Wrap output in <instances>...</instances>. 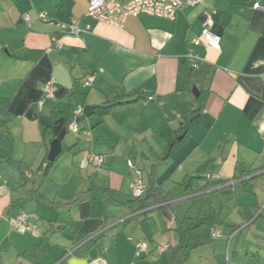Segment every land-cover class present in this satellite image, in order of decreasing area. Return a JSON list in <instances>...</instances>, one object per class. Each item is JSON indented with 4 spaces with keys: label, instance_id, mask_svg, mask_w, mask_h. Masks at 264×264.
Segmentation results:
<instances>
[{
    "label": "crops",
    "instance_id": "0c3cea01",
    "mask_svg": "<svg viewBox=\"0 0 264 264\" xmlns=\"http://www.w3.org/2000/svg\"><path fill=\"white\" fill-rule=\"evenodd\" d=\"M180 2L174 21L84 19L93 30L75 37L59 24L83 17L89 0H0V264H264V12L252 2ZM208 17L220 51L192 43ZM50 80L56 94L40 106ZM120 97L141 99L96 113ZM86 106L93 112L77 136L67 131L45 174L55 138L43 128L78 121ZM128 160L143 172V197L158 189L149 203L172 200L137 211ZM20 213L41 233L13 229ZM138 243L147 246L139 255ZM161 244L170 245L163 255Z\"/></svg>",
    "mask_w": 264,
    "mask_h": 264
},
{
    "label": "built area",
    "instance_id": "2783aa9c",
    "mask_svg": "<svg viewBox=\"0 0 264 264\" xmlns=\"http://www.w3.org/2000/svg\"><path fill=\"white\" fill-rule=\"evenodd\" d=\"M194 3H196V0H189V4ZM181 7L182 3L180 0H130L124 3L118 0H89L88 8L84 16L74 19L69 23L59 24V33L61 35H70L75 37L89 34L93 30V26L89 22L84 23V19H90L97 23H104L118 28L124 27L128 17H137L143 14L174 21ZM253 9L264 12V0H257L253 5ZM38 19L46 23H53L51 18L44 12L38 13ZM23 20L28 26H31V19L28 15H25ZM211 24L212 19L208 17L204 22L200 35L194 37L192 43L200 45L204 42L208 48L220 51L222 48V39L221 36L210 30ZM51 40L52 47L62 49V44L60 43L58 36H52ZM196 65L197 64H194L193 67H196ZM95 79L96 74L90 75L87 78L85 85L90 86ZM262 80L264 81V75H262ZM55 84L56 82L54 80H50L44 84L42 99L39 103L40 106H42L46 100L54 98L57 91ZM153 100H155V97L153 96L148 98L149 102ZM81 115H83V108L74 112L75 117H79ZM69 129L74 133L79 132L78 122L76 119L70 123ZM87 161L91 162L93 166L98 169L105 163V156L91 153L88 155ZM128 166L133 170L135 175V179L130 185L131 195L134 199H139L144 196L147 191V186L143 180V172L131 160H128ZM30 218L31 215L27 213H20L15 217H11L9 219V223L13 229L22 234L27 232L41 233L39 227L30 222ZM213 236H219L218 232L213 231ZM169 247L170 245L168 244H161L158 247L159 254L163 255ZM136 248L138 255L147 250L145 243H138ZM228 264L233 263L228 262Z\"/></svg>",
    "mask_w": 264,
    "mask_h": 264
},
{
    "label": "trees",
    "instance_id": "16d2710c",
    "mask_svg": "<svg viewBox=\"0 0 264 264\" xmlns=\"http://www.w3.org/2000/svg\"><path fill=\"white\" fill-rule=\"evenodd\" d=\"M232 4L234 3H247V2H252V7L254 5V3L257 1V0H230ZM123 98H115L114 100L112 101H109V102H105L103 105L101 106H98L96 108V113H98L100 116H103L109 112H111V110L119 105H123V104H129L131 102H134L136 101L137 99H141V98H137L135 100H129V101H124L122 100ZM198 116V111H195L193 114H191L187 119L186 121L184 122V126L182 128V130L186 131L187 129V126L192 123ZM83 116L81 115L79 118H78V123H79V120L82 118ZM72 122V121H71ZM68 120L66 119H60L58 121H56L55 123H53L50 127H45L43 128L42 130V133L43 135H45L46 131H48L49 129L52 131L53 133V136L54 138H57L60 133L62 132L63 129H66L67 131H70L69 129V125L70 123ZM80 131V130H79ZM65 148H63V151H64ZM169 154V150L167 152H165V154H163L162 156H160V158L162 159H166L167 156ZM45 166H42V168L44 169V173L47 174L48 173V170L50 169V167L53 165L54 162H49L48 159L45 160ZM202 170V168L199 170V174H197V176H192L186 183H185V187H187V189H192L193 187V182L195 181H199L200 179L203 178V176H201L200 174V171ZM241 176L239 177H236L237 179L240 178ZM243 188L246 189L247 186H248V183L247 181H244L243 183ZM248 189V188H247ZM246 189V190H247ZM148 190V189H147ZM158 189L157 188H153L151 187V191H149V194H147L145 197H141L139 199H134L135 201L139 202V208L137 209V211H142V210H146L150 207H156V206H159V208H161L160 206H163V204L167 203V202H170L172 199L171 197L169 196H160L157 198V200H154V202L152 201L151 203L148 202V200L152 197H156L155 195L151 194L152 192H156ZM147 192V191H146ZM193 190H190V192L188 193H192ZM145 195V194H144ZM203 222H201V224L199 225H202ZM97 239V236L95 238L92 239L91 242L95 241Z\"/></svg>",
    "mask_w": 264,
    "mask_h": 264
},
{
    "label": "water",
    "instance_id": "95a60500",
    "mask_svg": "<svg viewBox=\"0 0 264 264\" xmlns=\"http://www.w3.org/2000/svg\"><path fill=\"white\" fill-rule=\"evenodd\" d=\"M93 110H94L93 106H86L83 110V114L86 117H89L93 112ZM66 134H67V130L63 129L60 135L50 143V152L47 158L49 162H55L58 156L62 153L63 150L62 141L66 136ZM183 137L184 136H181L180 138H178V140L179 141L182 140Z\"/></svg>",
    "mask_w": 264,
    "mask_h": 264
},
{
    "label": "rangeland",
    "instance_id": "374dc122",
    "mask_svg": "<svg viewBox=\"0 0 264 264\" xmlns=\"http://www.w3.org/2000/svg\"><path fill=\"white\" fill-rule=\"evenodd\" d=\"M79 127V126H78ZM80 130V129H79ZM72 135L73 136H77V133H72ZM72 135H70V136H72ZM67 136H69V134L67 135ZM139 168V167H138ZM133 171V170H132ZM41 230V229H40Z\"/></svg>",
    "mask_w": 264,
    "mask_h": 264
}]
</instances>
